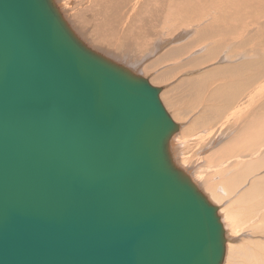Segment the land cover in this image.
<instances>
[{"label":"water","instance_id":"95a60500","mask_svg":"<svg viewBox=\"0 0 264 264\" xmlns=\"http://www.w3.org/2000/svg\"><path fill=\"white\" fill-rule=\"evenodd\" d=\"M161 92L54 0H0V264H223Z\"/></svg>","mask_w":264,"mask_h":264},{"label":"rangeland","instance_id":"374dc122","mask_svg":"<svg viewBox=\"0 0 264 264\" xmlns=\"http://www.w3.org/2000/svg\"><path fill=\"white\" fill-rule=\"evenodd\" d=\"M54 1L56 3L57 7L59 9L61 8L60 10H61L62 14L64 15L65 19L68 21V23L70 22L69 24H70L71 28L73 30L75 28H77L74 31L76 32V34L78 32V36L79 37L82 36L80 38H81V40L83 42H85V44L87 43L86 45L90 46V48L92 47V49L96 50L99 53L102 52L101 54H103V55H107V54L108 55H111L112 58L109 57V56H107V57L111 58L114 62H116V63H118L120 65H123V66H125L127 68L130 67V66H132V67H130L128 69H130L134 73H136V74H138V75L146 78L154 87H157V88L162 89V92L160 94V100H161L163 106H164V103H165V106L164 107H166L167 112L169 110V113L172 116V119L173 118H176L174 116L176 112L179 114V116H181V117L176 118L178 120V122H177L176 119H173V121L176 124L178 123V125L181 127L180 130L183 132V135H181L182 132L179 131L175 135L176 138H173V139H177V140H173L172 139L171 140V144H170V145H172V146H170L171 154H172V157H173L176 165L177 166L178 165H181V167L182 166H185L186 168L185 167H182L181 168L180 166H178V167L181 168L182 170H184L186 173H188V175L192 178V180L194 181V183L198 187L199 191L203 192V194L208 198V200L214 206L218 207V209H219V215H220L221 218H224L223 221H225L224 222L225 225H226V230L225 231H226L227 237H228L227 238V242L232 246L233 250L234 249H237V250H239V249L242 250L243 249V250H248L249 251V249L251 248L250 250L259 251L260 249H262L264 247V203H263L264 196H262V195H264V186L262 187V186L259 185L261 187L259 190L263 193V194H260V195L263 197V199L262 198H259L260 195H258L259 196L258 197V200L255 197L254 198H247L248 199V202H247V199H245V197H244V200H241L242 203L239 200H240V198H242V197H240L241 195L243 196L247 191H249V189L253 185H255L254 184L255 182L260 181L259 179H262L264 177V168H263L264 167V164H263L264 163V152L261 153L262 155H257V153H256L257 149L261 145L260 143H263L264 142V140H263L264 138L262 137V139H260V140H263L262 142L261 141L260 142L259 141L258 142L255 141V142L258 143V145H257L256 143L255 144L253 143V139L251 140L252 137H250V135H248V138H244V135L242 134V137H243L242 138L243 139V146H245L244 145V143H245L246 144V148H248L250 150L249 151L248 149H246L247 150L246 152H244V151L242 152V154L244 155V159H246V161H243L242 160L243 157L240 158V160H239V158L236 157L235 155L231 156V154H233L234 153V150H235V146H234V143L235 142H234V139H235V136L238 135L237 131L238 132H241L242 130H240V126H239V129L235 132L234 127L235 126L237 127V125H235V124H238L237 122L234 123L235 126L233 124L229 125V127L231 126V129L234 130V137L232 139V134H231L227 138L228 139L227 140L226 137H227V134L230 133V129L228 128V125L226 127L223 125V121L226 118V116L223 115V114H225L226 112H227V114L230 113V109L235 108L237 106L236 105L237 103L235 104V106H232V108H230V109L225 108V109H227L225 111V113H224V109H223L221 111V113L217 116L218 117L217 118V123L216 122H213L211 125L206 126L205 121H204L205 115L206 116L209 115L208 114V112H209L208 107L215 106L214 103L207 102L208 101V98L207 97H209V95L212 94V91L211 90L215 89L216 86L221 85L222 84L221 82L225 83L228 80L227 79H223V80H220L219 82L218 81H215V84H213V86L212 85L210 86V88H209L210 90L209 89L208 90L207 89L206 90H202L199 87H188L187 81L188 80H191V79H195L194 77L201 78V76H204L205 73L208 72L206 69L209 68V67H211V66H214L215 64H220V66H225V65H228V64L238 66L239 63L242 64L245 60H247L248 57H249L248 59L252 58V60H253V58L256 56L257 52L264 49V44H262L263 42L260 39H258V38H256V40L254 39L253 40V43H250L247 46H241V45L239 46L238 45L239 42H238L237 43V46H235L236 44H234L233 47L227 48V50H229V51H227V50H225V52L223 51L224 54L225 53H228V52H230V54H231L232 53L231 52V49L234 48L235 52L232 50L234 54L232 53L231 55L237 56V57H233L231 59H226L225 56L222 54V56L220 57V59H216L217 61L215 60L216 62L213 61L212 63H210L208 65H201V66H203L204 69L203 68H200L201 66H199V67H197L195 69H191L190 67H187L186 66V62L188 60H191V61L192 60H195L194 58L197 59L198 58L197 56H200V55H202L204 53V52H202L201 49H199V48L196 49L197 47H195V48L193 47V49H190V46H191L190 44H188L189 49L186 51L187 52L186 55H183L182 57H179V58H175L173 60L159 61L158 62L159 57H161L163 54L169 52L170 50H172V49H174L176 47L182 46V45L187 44L188 42H191L192 40H194L196 38V35H197L196 33L202 28V26H204L205 23L203 24V21H202V23L201 24H198V25L192 24V23H190V24L189 23L180 24L179 23L180 21L177 20V19L178 18L183 19V17H182L183 12L182 11L170 9V6H169L168 3H166V4L164 3L162 5V6H165V8H160L158 6V3L155 2L150 7L151 8H154L157 11H159V13L157 14V17L155 18L156 20L154 19V21L152 23L149 22L148 23V26H146V28H150L151 29L150 26H153V28L151 30H149L150 33L148 32L147 29H145V27H143L141 30H142V34L143 33L146 34V35H142V37L144 36V37H146V39L147 38L149 39V37H152V35H153L154 37L151 38L153 40L154 39L156 40V38L159 37L158 38L159 40L158 41L156 40V41L158 43H160V44L158 45L156 41H155L156 42L155 43L154 41H152L151 39H149V41H152L151 42V45H150V42H149V45H150V47H149L148 46V43H146V41L148 42V40L144 39V37H143V39L145 41H139V40H141V37L139 39H137L138 37H135L136 40H138V42L140 44L137 43V41H136V42H133V45L135 43L137 44L136 46L134 45L135 47H138L139 45H141V48L138 47L141 50L138 49V48H135V49L140 50V53H139L138 50H135L134 48L131 47L132 50L129 48V52L126 50L127 52L125 54L126 56H128L129 59H127V58L124 59L123 57L121 58V57H116L115 56L116 60H114L115 58L113 57V55L111 53V50L107 49L104 45L96 44L91 37H88L85 34H83L82 33L83 31L82 32L80 30L78 31V27H79V29H81L80 25H82V24L84 25L82 19H87L88 20L90 18V16H91L89 13H88L89 14L88 15L87 14V11H86L87 8H88V5H90V3H89L90 0H87V1L86 0H65V1L64 0H60L59 2L57 0H54ZM228 1H230V0H228ZM84 3H85V5H84ZM82 4L84 6H82ZM75 5H76V7H74ZM91 5H90V7L92 9H94V10H97L98 9L97 6L92 7ZM85 6H87L85 8L86 10L83 9V7H85ZM167 7H169V8H167ZM176 7H179L180 9H184V10H188V11H190L191 9L196 8L197 13H198L197 15L200 18V14H201L200 13L201 12V2H200V0H187L186 2H183V3L179 4V5H177ZM208 8H210V7H208ZM73 9H74V11H73ZM206 11L207 12L209 11V13H207ZM258 11H259V9H256V10L249 11V13L246 12V13H243V14H245L247 17L248 16H251L253 18H257L258 19L257 22H258L259 21V15H257L255 13V12L258 13ZM218 12H219V14H221L223 16L224 13L220 9H218V11L217 10H215V11L213 10L212 11V9H207V10L204 9L202 13H204L205 15L207 14L206 17L204 18L206 20V23H211V21H212V15L214 16V14H217ZM71 13H73L72 14L73 16L71 15ZM75 13H77V14H75ZM135 13L138 14V12H135ZM86 14L88 15V17H86ZM76 15H78V18L80 19V22L77 20ZM147 17L152 18L151 14L149 16H147ZM140 19H142L143 22L146 23V20H148V19L146 18L145 12H141ZM260 21L261 22H264V10H263V14H262V19ZM138 22H140V21L138 20ZM198 22H201V18H200V20ZM231 22L234 23V19L233 18H232V21ZM140 23H138L139 26H140ZM138 24H136L137 27H138ZM159 26H160V28H159ZM248 26L249 27L247 28V31L252 33V37H254L255 35L258 34V32H257V26L258 25L256 23H252V24H250ZM135 28H134V30H135ZM159 29H160V31H159ZM136 30H138V28ZM161 30H163V31H161ZM153 31H155V32H153ZM165 31L167 33L169 32L170 35H169V33L166 34ZM190 31H191V33H190ZM147 32H148V34H147ZM188 32H189V34H188ZM154 33H156L157 35L156 34L154 35ZM175 33H177V34H175ZM190 34H193V35L191 36ZM83 35H85V37ZM177 35H183L184 37L183 36H177ZM160 36H163L164 39H162V37H160ZM168 36L169 37L171 36L172 38L171 37L169 38ZM86 37L89 39V41H88V39ZM237 38L240 39V36L239 35H236L234 37V41L235 42L238 41ZM175 39H178V40H175ZM185 39H187V43H186V40ZM216 39L219 40L220 38L219 37H216L215 40ZM179 42L180 43L182 42L183 44H179ZM93 44H94V46H93ZM161 44H164V45L161 46ZM144 45H145V47H144ZM146 45H147V47H146ZM142 46H143V48H142ZM154 46L157 49L156 51H153V48L152 47H154ZM105 48H106V50H104ZM145 48H147V50ZM148 48H150V49H148ZM251 48H253L254 50L251 49ZM159 49H160V51H159ZM239 49H240V51H239ZM143 50H146L147 52L146 51L143 52ZM189 51H191L190 52L191 54L189 53L190 55L188 54ZM246 51H247V55L244 54V53H246ZM132 52H135V53H132ZM137 52H138L139 56L142 55V57L140 58V60H142V62L144 60V63H145L144 65H141L142 62H140V60H138L139 57L136 58V56H138ZM154 52H155V54H154ZM127 53H128V55H127ZM193 53L196 54V55L194 54V57L192 55ZM250 53H251V55H250ZM144 54L145 55H148L149 54V55L148 56H145ZM158 54H160V55H158ZM134 55H135V57H134ZM156 55H158V56H156ZM187 55H189V56H187ZM152 56H153V59H152ZM242 56H244V58ZM117 59H118V61H117ZM120 59H122V60H120ZM148 61H151V62L153 61L154 64H152V63H150ZM156 63H157V65H155ZM136 64H138V65H136ZM151 65L154 66V67H152ZM144 66H146V67H144ZM148 66H150V67H148ZM153 68H154L155 71H153ZM165 73H167V74H165ZM250 73H251L250 71H249V73H246V76L247 75L248 76H250V75L252 76L253 75L255 77L251 80V83L248 85V87L246 88V90H244L245 93H244V96H242V97H245V96L246 97H249V95H250V99H248L246 101V104H245V107H246V105H248L246 111H248V109H249V111H248V119H249V116H250L249 114H251L252 112H257V110L260 109V111L262 113L261 112H259V113L257 112L256 114H252L253 120L259 121V119H260V121H264V106H263V109L262 110L260 108L261 105H264V95H260L258 93V91H260L259 88H258L259 90H257V87L260 85V83L264 81V75H262V77H261L262 79H261L260 77L257 76L256 72L255 73H251V74ZM156 74H158V77H160V78L158 80L154 81L152 79H155L157 77ZM254 79H257V80L254 82ZM252 88H254L255 91ZM204 98H207V100L204 99ZM257 100L258 101L260 100V101L257 103L256 102ZM247 102H250V104L247 103ZM199 103H201V104H199ZM252 105H254V107H252ZM167 107L168 108H173V109H168ZM197 109H199V110H197ZM202 109H203V111H202ZM183 112L184 113H188L189 115L188 114H186V115L185 114H182ZM191 112H192L193 118L191 117V120H190V117L189 116H190ZM222 112H223V114H222ZM183 121H186V122H183ZM240 122H239V125H242V124L244 125V117H242V119L240 120ZM195 123H199V125H197L199 128L197 126H194ZM221 123H222V125H221ZM220 126L222 127V129H219ZM188 127H190V128H194L195 127L193 129L194 131H188ZM190 128H189V130H190ZM184 129H185V131L187 130L188 133H187V131L185 132ZM253 129H254L253 131H255L256 127L253 126ZM218 130H219V132H218ZM189 133H192V134L190 135ZM209 133H211L212 136H210L208 139H206ZM178 135H179V137L181 139H179ZM254 138H255V136H254ZM249 140H251V142ZM174 141H175V143H173ZM214 141L217 144L216 143L215 144H212V143H214ZM246 141L249 144L246 143ZM176 142H178V143L176 144ZM210 143L212 144L211 147L207 148L205 146L206 147L205 150L209 149V150L205 151L204 150V144L206 145V144H210ZM222 143H223V145H222ZM221 146H223V147H221ZM227 146L228 147L232 146L233 149L232 148L231 149L233 151H229L227 154L223 155L222 152H223L224 149L227 148ZM254 148H256V149H254ZM202 149H203V151H202ZM191 150H193V151H191ZM211 151H212V153H211ZM214 151H217V152L215 153ZM187 152H188V154H187ZM204 153L207 154L208 156H210L209 159H208L207 155H205ZM210 153H211V155H210ZM244 153H246V154H244ZM199 154H200L201 157L198 156ZM214 154L216 155L215 156L216 157V160H214L215 159ZM181 155H183V156H181ZM255 155H257V156H255ZM197 157L199 159H197ZM186 158H187L188 161L186 160V162H185L184 160ZM212 158H214V159H212ZM236 159L238 161H234ZM211 160L212 161L214 160V161L212 162ZM258 160H259V162H258ZM261 160H263V161H261ZM176 161H178V162L181 161V162L180 163H177ZM250 161L252 163H254V161H255V163L257 162L256 163V168L257 169H260L261 168L260 170H263V172L259 173V175H258V173L257 174H252L255 171L254 169H256L255 167L252 169L253 172L251 173V170L244 169L245 168L244 165H242L241 167L240 166L238 167V165H237V164H239L241 162L242 163L246 162L244 164H245L246 167L248 166L247 168H249V162ZM195 162H197V163H195ZM235 162H237V164ZM184 163H185V165H182ZM221 166H223V167H221ZM222 168L224 170L223 172H221ZM233 168L236 170V172H235V170L233 172ZM228 169H230V171ZM257 169H256V171H257ZM231 170H232V172H231ZM226 171H227V173H226ZM228 171L231 172V173H229ZM241 171H243L242 174H244V176L242 174H240ZM219 172H221V173H219ZM224 173H226V176L224 175ZM250 174L252 175V178L250 179V181H248V182L245 181V178L244 177H246V175L248 176ZM221 175H222V177H221ZM254 175H258V176L255 177ZM229 176L232 177V178L235 177V179H233V180L235 182L234 183L235 190L238 188L237 191L240 189L239 186H242L241 184H244L243 183L244 181L247 184L246 186L243 185L244 187L242 186L240 192H242L243 194H241L240 192H238V193H240V195L238 194L239 196L237 195L238 197L233 196V195H231V192L230 193L228 192V189H227V187H228L227 186V181L230 179ZM225 177L226 178L229 177L228 180ZM239 178H240V180H239ZM223 179H225V180H223ZM223 181L226 182V183H224ZM237 181H239V182H237ZM222 182H223V184H222ZM258 183L260 184V182H258ZM250 184H252L251 187H250ZM221 185H224L223 186L224 187V190H226L225 193L227 194V196H230V197H227L226 194H224V193H223L224 195L222 193H220L221 192L220 191L221 188L223 189V187ZM244 190H247V191L244 192ZM257 193L259 194V192H257ZM233 197H235L236 199L238 198L239 200L237 199L236 200L237 202H235V200H234L235 198L233 199ZM230 198H232V201H231ZM218 200L219 201H222L221 202L222 204ZM250 202L253 205H251ZM237 203H238V205H237ZM257 210H260V212H257ZM226 254H227V249H226Z\"/></svg>","mask_w":264,"mask_h":264},{"label":"bare ground","instance_id":"6f19581e","mask_svg":"<svg viewBox=\"0 0 264 264\" xmlns=\"http://www.w3.org/2000/svg\"><path fill=\"white\" fill-rule=\"evenodd\" d=\"M58 2L60 1V0H57ZM65 1V0H64ZM87 1V0H86ZM187 0H90V5L92 6V7H94V6H97L98 7V9L97 10H94V9H92L91 7H90V5H88V8H87V10L85 9L87 6H85V7H83V9H85L86 11H87V14L89 13L91 16H90V18L87 20V19H82L83 20V23H84V25L82 24V25H80V27H81V29H79V27H78V31L80 30L83 34H85L86 36H88V37H91L93 40H94V42L96 43V44H101V45H104L107 49H109V50H111V53H112V55H113V57L115 58V56L116 57H123L124 59L125 58H127V59H129L128 58V56H126L125 54H126V52L128 51L129 52V48L131 49V47L132 48H138V47H140L141 48V45H139L138 47H135L137 44L135 43L134 45H133V42H136L137 41V43H139L138 42V40H136V38L135 37H138L137 39H139L140 37H141V40H139V41H145L144 39H146V37H144V39H143V37H142V35H146L145 33H143L142 34V28L143 27H145V29H147L148 30V32H149V30H151L152 28H153V26H150L151 27V29L150 28H146V26H148V23L150 22V23H152L153 21H154V19L157 17V14L159 13V11H157V10H155L154 8H151L150 6L153 4V3H155V2H157L158 3V6L160 7V8H165V6H162L164 3L166 4V3H168L169 4V6H170V9H174V10H180V11H182L183 12V15H182V17H183V19H181V18H178L177 20H179L180 22V24H183V23H192V24H196V25H198V24H201L202 23V21H203V24H204V26H202V28L196 33L197 35H196V38L194 39V40H192L191 42H188L187 43V39H185L186 40V43L187 44H184V45H182V46H179V47H176V48H174V49H172V50H170L169 52H167V53H165V54H163L161 57H159V60H158V62L159 61H168V60H173V59H175V58H179V57H182L183 55H186V51L189 49V47H188V44H190L191 46H190V49H193V47L195 48V47H197L196 49H201L202 50V52H204L202 55H200V56H197L198 58L196 59V58H194L195 60H188L187 62H186V66L187 67H190L191 69H195V68H197V67H199V66H201V65H208V64H210V63H212L213 61L214 62H216L217 60L216 59H220V57L222 56V54L225 56V58L226 59H231V58H233V57H237V56H233V55H231L232 53H233V51L235 52V50H234V48L233 49H231V54H230V52H228V53H223V51L225 52V50H227V48H231V47H233V45L234 44H236L235 46H237V43L239 42V46L241 45V46H247L248 44H250V43H253V40L255 39L256 40V38H258V39H260L263 43L262 44H264V22H261L260 20L262 19V14H263V10H264V0H230V1H228V0H200V2H201V14H200V18H201V22H198L199 20H200V18L198 17V13H197V10H196V8H194V9H191L190 11H188V10H184V9H180L179 7H176L177 5H179V4H181V3H183V2H186ZM57 2V3H58ZM209 3V4H208ZM59 4V3H58ZM75 4V3H74ZM73 4V5H74ZM70 5V4H69ZM72 5V6H73ZM84 5H85V3H84ZM83 4H82V6H84ZM156 5V4H155ZM157 6V5H156ZM70 7V6H69ZM74 7H76V5L74 6ZM208 7H210V8H208ZM167 8H169V7H167ZM61 9V8H60ZM75 9V8H74ZM74 9H73V11H74ZM169 9V10H170ZM204 9H212V11L214 10H217L218 11V9H220V10H222L223 11V16L221 15V14H219V12L217 13V14H214V16L212 15V21H211V23H206V20L204 19L205 17H206V15L204 14V13H202L203 12V10ZM256 9H259V11H258V13L257 12H255L257 15H259V21L257 22V18H253V17H251V16H246L245 14H243V13H246V12H248L249 13V11H251V10H256ZM71 10V9H70ZM77 10V9H76ZM80 10V9H79ZM82 10V9H81ZM61 11V10H60ZM133 11V12H132ZM70 12V11H69ZM135 12H138V14L137 13H135ZM141 12H145V15H146V18L148 19V20H146V23L145 22H143V20L142 19H140V14H141ZM207 12V11H206ZM205 12V13H206ZM207 13H209V11L207 12ZM73 13H71V15H72ZM75 14H77V13H75ZM86 14V17H88V15ZM151 14V16H152V18H150V17H147V16H149ZM66 15V14H65ZM64 16V15H63ZM73 16V15H72ZM177 16V15H176ZM73 18V17H72ZM76 18H77V20L80 22V19L78 18V15H76ZM165 18V17H164ZM232 18L234 19V23L233 22H231L232 21ZM204 19V20H203ZM138 20L141 22H138ZM142 20V21H141ZM156 20V19H155ZM70 23V22H69ZM138 23H140V26H139V24ZM249 23V24H248ZM252 23H256L258 26H257V32H258V34L257 35H255L254 37H252V33L251 32H248L247 31V28L249 27L248 25H250V24H252ZM136 24H138V27L136 26ZM142 24V25H141ZM73 25V24H72ZM150 25V24H149ZM152 25V24H151ZM159 25V24H158ZM156 26V25H155ZM185 26V25H184ZM189 26V25H188ZM136 27V28H135ZM157 27V26H156ZM155 27V28H156ZM183 27V26H182ZM192 27V26H191ZM134 28H135V30L138 28V30H134ZM159 28H160V26H159ZM181 28V27H180ZM184 28V27H183ZM77 28H75L74 30H76ZM159 31H160V29H159ZM161 31H163V30H161ZM175 31V30H174ZM75 32V31H74ZM148 32H147V34H148ZM153 32H155V31H153ZM182 32V31H181ZM193 32V31H192ZM248 32V33H247ZM76 33V32H75ZM150 33V32H149ZM157 33V32H156ZM156 33H154V35L156 34ZM165 33L166 34H168L166 31H165ZM184 33V32H183ZM190 33H191V31H190ZM194 33V32H193ZM152 34V33H151ZM175 34H177V33H175ZM188 34H189V32H188ZM77 35H78V32H77ZM85 35H83L84 37H85ZM157 35V34H156ZM163 35V34H162ZM165 35V34H164ZM169 35H170V33H169ZM191 36L193 35V34H190ZM236 35H239L240 36V39L239 38H237L238 39V41H234V37L236 36ZM177 36H183V35H177ZM79 37V36H78ZM80 37H82V36H80ZM79 37V38H80ZM152 37H154L153 35H152ZM152 37H149V39H151ZM160 37H162V39H164V37L163 36H160ZM167 37V36H166ZM169 37V36H168ZM171 37V36H170ZM169 37V38H170ZM184 37V36H183ZM216 37H219L220 39L219 40H215V38ZM87 38V37H86ZM159 38V37H158ZM158 38H156V40L158 41L159 39ZM172 38V37H171ZM180 38V37H179ZM191 38V37H190ZM81 39V38H80ZM88 39V38H87ZM149 39L147 38L146 40H148V42L146 41V43H148V46L150 47V45H151V42L152 41H156L155 39L153 40V39H151L152 41H149ZM175 40H178V39H175ZM236 40V39H235ZM88 41H89V39H88ZM156 41V42H157ZM162 41V40H161ZM170 41V40H169ZM149 42H150V45H149ZM153 42V43H154ZM155 42V43H156ZM184 42V41H183ZM85 43V42H84ZM90 43V42H89ZM145 43V44H146ZM162 43V42H161ZM185 43V42H184ZM258 43V42H257ZM87 44V43H86ZM140 44V43H139ZM157 44L159 45L160 43H158L157 42ZM156 44V45H157ZM179 44H183L182 42L180 43L179 42ZM134 47H133V46ZM153 45V44H152ZM162 45H164V44H161V46ZM252 45V44H251ZM88 46V45H87ZM92 46V45H91ZM93 46H94V44H93ZM99 46V45H98ZM97 46V47H98ZM160 46V47H161ZM257 46V45H256ZM88 47H90V46H88ZM144 47H145V45H144ZM146 47H147V45H146ZM158 47V46H157ZM251 47V46H250ZM106 48L104 49V50H106ZM111 48V49H110ZM140 48H138V49H140ZM142 48H143V46H142ZM153 48V51H156L157 49L155 48V46L154 47H152ZM162 48V47H161ZM256 48V47H255ZM91 49H92V47H91ZM98 49V48H97ZM138 49H135V50H138ZM146 50H147V48H145ZM148 49H150V48H148ZM251 49H253V48H251ZM94 50V49H93ZM99 50V49H98ZM103 50V49H102ZM108 50V51H109ZM127 50V51H126ZM132 50V49H131ZM130 50V51H131ZM141 50V49H140ZM140 50H138L139 51V53H140ZM146 50H143V52L144 51H146ZM163 50V49H162ZM233 50V51H232ZM254 50V49H253ZM96 51V50H95ZM152 51V52H153ZM159 51H160V49H159ZM158 51V52H159ZM227 51H229V50H227ZM239 51H240V49H239ZM97 52V51H96ZM104 52V51H103ZM136 52V51H135ZM135 52H132V53H135ZM147 52V51H146ZM191 51H189L188 52V54L190 53ZM193 52V51H192ZM195 52V51H194ZM99 53V52H98ZM102 53V52H101ZM100 53V54H101ZM157 53V52H156ZM130 54V53H129ZM137 54H138V52H137ZM154 54H155V52H154ZM191 54V53H190ZM189 54V55H190ZM194 54L195 53H193L192 55H193V57H194ZM201 54V53H200ZM234 54V53H233ZM244 54H246L247 55V51H246V53H244ZM103 55V54H102ZM127 55H128V53H127ZM145 55V54H144ZM149 55V54H148ZM148 55H145V56H148ZM158 55H160V54H158ZM158 55H156V56H158ZM189 55H187V56H189ZM196 55V54H195ZM241 55V54H240ZM239 55V56H240ZM243 55V54H242ZM250 55H251V53H250ZM105 57H107V56H109V57H111V55H104ZM109 57H107V58H109ZM134 57H135V55H134ZM139 57V59L138 60H140V58L142 57V55L141 56H139V54H138V56H136V58H138ZM150 57V56H149ZM191 57V56H190ZM189 57V58H190ZM243 58H244V56H242ZM253 57V56H252ZM112 58V57H111ZM111 58H109V59H111ZM113 58V59H114ZM133 58V57H132ZM157 58V57H156ZM249 58V57H248ZM247 58V60H245L242 64H240L239 63V65L238 66H235V65H230V64H228V65H225V66H220V64H215L214 66H211V67H209V68H207L206 70L208 71V72H206L205 73V75L204 76H201V78H196V77H194L195 79H191V80H188L187 81V85H188V87H199L200 89H202V90H208L209 88H210V86L212 85L213 86V84H215V81H220V80H223V79H227L228 81L227 82H225V83H223V82H221L222 84L221 85H219V86H216L215 87V89H213V90H211L212 91V94L211 95H209V97H207L208 98V101L207 102H212V103H214L215 104V106H213V107H208V110H209V112H208V114L209 115H205V118H204V121H205V124H206V126H209V125H211L213 122H216L217 123V116L221 113V111L224 109V113H225V111L227 110V109H230V108H232V106H235V104L237 105L235 108H233V109H230V113H228L227 114V112L225 113V114H223V112H222V114L223 115H225L226 116V118H225V120L223 121V125L226 127L227 125H228V128L230 129V133H228L227 134V137H226V139L232 134V139H233V137H234V130H235V132L239 129V126H240V130H242L241 132H238L237 131V133H238V135L237 136H235V139H234V146H235V150H234V153L233 154H231V156H233V155H235L236 157H238L239 158V160H240V158H242L243 157V161H246V159H244V155L242 154V152L244 151V152H246L247 150L246 149H248V148H246V144L244 143V145L245 146H243V137H242V134L244 135V138H248V135H250V137H252L251 138V140L253 139V143L255 144H257L258 145V141L260 142H262L263 140H260V139H262V137L264 138V121H260V119H259V121H257V120H253V116H252V114H256L257 112L259 113V112H261L260 111V109L259 110H257V112H252L251 114H249L250 116H249V119H248V111H249V109H248V111H246V109H247V107H248V105H246V107H245V104H246V101L248 100V99H250V95H249V97H242V96H244V93H245V91L244 90H246V88L248 87V85L251 83V80L255 77V76H246V73H249V71L251 72V73H255L256 72V74H257V76L258 77H262V75H264V49L263 50H261V51H258L257 52V54H256V56L253 58V60H252V58H250V59H248ZM134 59V58H133ZM152 59H153V56H152ZM155 59V58H154ZM193 59V58H192ZM235 59V58H234ZM112 60V59H111ZM114 60H116V58L114 59ZM120 60H122V59H120ZM137 60V59H136ZM137 60V61H138ZM150 60V59H149ZM216 60V61H215ZM113 61V60H112ZM117 61H118V59H117ZM132 61V60H131ZM147 61V60H146ZM155 61V60H154ZM122 62V61H121ZM120 62V63H121ZM139 62V61H138ZM137 62V63H138ZM140 62H142V60H140ZM139 62V63H140ZM148 62H150V63H152V64H154L153 63V61L151 62V61H148ZM156 62V61H155ZM133 63V62H132ZM135 64V63H134ZM145 63H144V60H143V62H142V64L141 65H144ZM136 65H138V64H136ZM135 65V66H136ZM140 65V64H139ZM155 65H157V63L155 64ZM152 66V65H151ZM130 67H132V66H130ZM130 67H128V68H130ZM144 67H146V66H144ZM148 67H150V66H148ZM152 67H154V66H152ZM206 67V66H205ZM200 68H203V66H201ZM151 69V68H150ZM204 69V68H203ZM201 70V69H200ZM153 71H155L154 70V68H153ZM202 71V70H201ZM198 72V71H197ZM168 73V72H167ZM167 73H165V74H167ZM177 73V72H176ZM250 73V74H251ZM157 75V77L155 78V79H152V80H154V81H156V80H158L160 77H158V74H156ZM202 75V74H201ZM189 76V75H188ZM190 79V78H189ZM262 79V78H261ZM257 79H254V82L256 81ZM150 83V82H149ZM260 83V82H259ZM151 84V83H150ZM152 85V84H151ZM259 85V84H258ZM153 86V85H152ZM260 89V91H258V93L260 94V95H264V81L263 82H261L260 83V85L257 87V90H259ZM254 91H255V89L254 88H252ZM210 90V89H209ZM256 90V91H257ZM248 91V90H247ZM210 94V93H209ZM247 94V93H246ZM253 94V93H252ZM207 98H204V99H206L207 100ZM262 98V97H261ZM202 100V99H201ZM263 100V99H262ZM260 101V100H259ZM258 100L256 101L257 103L259 102ZM200 102V101H199ZM240 102V103H239ZM251 102V101H250ZM250 102H247V103H249L250 104ZM164 103V102H163ZM252 103V102H251ZM198 104V103H197ZM199 104H201V103H199ZM211 104V103H210ZM256 104V103H255ZM164 106H165V103H164ZM198 106V105H197ZM209 106V105H208ZM263 106L264 105H261L260 106V108H261V110L263 109ZM200 107V106H199ZM202 107V106H201ZM250 107V106H249ZM252 107H254V105H252ZM165 109H166V107H164ZM168 108V107H167ZM195 108V107H194ZM197 108V107H196ZM205 108V107H204ZM225 108H227V109H225ZM168 109H173V108H168ZM251 109V108H250ZM197 110H199V109H197ZM206 110V109H205ZM207 110V111H208ZM253 110V109H252ZM167 111V110H166ZM202 111H203V109H202ZM255 111V110H254ZM188 112V111H187ZM190 112V111H189ZM229 112V111H228ZM168 113H169V110H168ZM262 113V112H261ZM170 114V113H169ZM182 114H188V113H182ZM203 114V113H202ZM207 114V113H206ZM184 115V116H185ZM189 115V114H188ZM263 115V114H262ZM261 115V116H262ZM171 116V115H170ZM176 118H178V117H181V116H179V114L176 112L175 113V115H174ZM190 120H191V117L193 118V116H192V112H191V114H190ZM242 119V117H244V125L242 124V125H239V122H240V118ZM263 117V116H262ZM171 118H172V116H171ZM176 118H173V119H176ZM185 118V117H184ZM196 118V117H195ZM172 119V120H173ZM189 119V118H188ZM263 119V118H262ZM177 120V119H176ZM220 120V119H219ZM182 121V120H181ZM198 121V120H197ZM221 121V120H220ZM239 121V122H238ZM177 122H178V120H177ZM180 122V121H179ZM183 122H186V121H183ZM219 122V121H218ZM238 123V124H235V125H237V127L234 125V123ZM241 123V122H240ZM178 124V123H177ZM204 124V123H203ZM231 124H233L232 126L234 127V130H232L231 129V126L229 127V125H231ZM183 125V124H182ZM197 125H199V123H195L194 124V126H197ZM221 125H222V123H221ZM184 126V125H183ZM216 126V125H215ZM253 126H255L256 127V129H255V131H253L254 129H253ZM198 127V126H197ZM196 127V128H197ZM232 127V128H233ZM181 128V127H180ZM189 128L190 127H188V131H194L193 129L195 128H190V130H189ZM199 128V127H198ZM215 128V127H214ZM213 128V129H214ZM183 129V128H182ZM219 129H222V127L220 126L219 127ZM226 129V128H225ZM208 130V129H207ZM179 131H181V130H179ZM184 131H185V129H184ZM187 131V130H186ZM185 131V132H186ZM188 131H187V133H188ZM196 131V130H195ZM225 131V130H224ZM182 132V131H181ZM180 132V133H181ZM218 132H219V130H218ZM208 133V132H207ZM227 133V132H226ZM190 135L192 134V133H189ZM194 134V133H193ZM198 134V133H197ZM181 135H183V132H182V134ZM196 135V134H195ZM203 135V134H202ZM214 135V134H213ZM218 135V134H217ZM216 135V136H217ZM189 136V135H188ZM194 136V135H193ZM197 136V135H196ZM195 136V137H196ZM210 136H212L211 135V133H209L208 134V136H207V138L206 139H208ZM219 136V135H218ZM254 136H255V138H254ZM178 137H179V135H178ZM194 137V138H195ZM225 137V136H224ZM223 137V138H224ZM173 138H176L175 136L173 137ZM172 138V139H173ZM212 138V137H211ZM216 138V137H215ZM179 139H181L180 137H179ZM189 139V138H188ZM196 139V138H195ZM199 139V138H198ZM197 139V140H198ZM219 139V138H218ZM173 140H177V139H173ZM217 140V139H216ZM228 140V139H227ZM251 140H249L250 142H251ZM179 141V140H178ZM221 141V140H220ZM255 141H257V142H255ZM181 142V141H180ZM229 142V141H228ZM173 143H175V141L173 142ZM178 142H176V144H177ZM216 142L214 141V143H212V144H215ZM246 143H248L247 141H246ZM211 143L210 144H204V150H205V148L207 147V148H209V147H211V145H212ZM217 144V143H216ZM231 144V143H230ZM249 144V143H248ZM253 144V145H254ZM261 145L259 146V148L257 149V151H256V153H257V155H262L261 153H263L264 152V142L263 143H260ZM200 145V144H199ZM222 145H223V143H222ZM229 145V144H228ZM170 146H172V145H170ZM175 146V145H174ZM195 146V145H194ZM193 146V147H194ZM203 146V145H202ZM206 146V147H205ZM216 146V145H215ZM221 147H223V146H221ZM225 147V146H224ZM250 147V146H249ZM199 148V147H198ZM213 148V147H212ZM232 146H230V147H228L227 146V148L226 149H224L223 150V152H222V154L223 155H225V154H227L229 151H233L232 149ZM190 149V148H189ZM201 149V148H200ZM220 149V148H219ZM254 149H256V148H254ZM183 150V149H182ZM199 150V149H198ZM207 150H209V149H207ZM207 150H205V151H207ZM249 150V149H248ZM191 151H193V150H191ZM202 151H203V149H202ZM250 151V150H249ZM215 153L217 152V151H214ZM237 152V153H236ZM252 152V151H251ZM174 153V152H173ZM201 153V152H200ZM207 153V152H206ZM211 153H212V151H211ZM211 153H210V155H211ZM249 153V152H248ZM247 153V154H248ZM254 153V152H253ZM185 154V153H184ZM187 154H188V152H187ZM191 154V153H190ZM203 154V153H202ZM205 154V153H204ZM244 154H246V153H244ZM251 154V153H250ZM205 155H207V154H205ZM243 155V156H242ZM249 155V154H248ZM257 155H255V156H257ZM181 156H183V155H181ZM199 157H201L200 156V154L198 155ZM213 156V155H212ZM216 155L214 154V157H215ZM220 156V155H219ZM207 157H208V159H209V157L210 156H208L207 155ZM218 157V156H217ZM235 157V158H236ZM253 157V156H252ZM262 157V156H261ZM179 158V157H178ZM258 158V157H257ZM182 159V158H181ZM180 159V160H181ZM197 159H199L198 157H197ZM207 159V158H206ZM207 159V160H208ZM212 159H214V158H212ZM260 159V158H259ZM186 160H187V158L184 160L185 162H186ZM214 160H216V157H215V159ZM213 160V161H214ZM232 160V159H231ZM230 160V161H231ZM248 160V159H247ZM255 160V159H254ZM183 161V160H182ZM188 161V160H187ZM209 161V160H208ZM212 161V160H211ZM212 161V162H213ZM220 161V160H219ZM234 161H238L237 159L236 160H234ZM261 161H263V160H261ZM177 163H180V162H178V161H176ZM229 162V161H228ZM251 162V161H250ZM249 162V168H247L246 166H245V164L244 163H246V162H244V163H239V164H237V162H235L237 165H238V167L240 166H242V165H244V169H248V170H251V173L253 172V168L255 167L256 168V163H255V161H254V163H250ZM258 162H259V160H258ZM195 163H197V162H195ZM227 163V162H226ZM225 163V164H226ZM234 163V164H235ZM263 163V162H262ZM232 164V163H231ZM248 164V163H247ZM264 164V163H263ZM182 165H185V163L184 164H182ZM196 165V164H195ZM229 165V164H228ZM236 165V166H237ZM178 166H180L181 167V165H178ZM182 167H185V166H182ZM181 167V168H182ZM221 167H223V166H221ZM186 168V167H185ZM230 168V167H229ZM243 168V167H242ZM241 168V169H242ZM259 168V167H258ZM264 168V167H263ZM226 169V168H225ZM239 169V168H238ZM257 169V168H256ZM256 169H254L255 171H254V173H252V174H257L258 173V175H259V173H261V172H263V170H260V169H257V171H256ZM229 171H230V169H228ZM234 168H233V172H234ZM224 170H223V168H222V170H221V172H223ZM228 171V172H229ZM244 171V170H243ZM243 171H241L240 172V174H242V172ZM247 171V170H246ZM188 172V171H187ZM221 172H219V173H221ZM231 172H232V170H231ZM231 172H229V173H231ZM235 172H236V170H235ZM238 172V171H237ZM226 173H227V171H226ZM226 173H224V175L226 176ZM239 173V172H238ZM188 174V173H187ZM233 174V173H232ZM239 174V175H240ZM223 175V174H222ZM222 175H221V177H222ZM243 176H244V174H242ZM251 175V174H250ZM250 175H246V177H244L245 178V181H250V179L252 178V175L250 176ZM258 175H254L255 177L256 176H258ZM219 176V175H218ZM232 176V175H231ZM230 177V176H229ZM228 177V178H229ZM224 178V177H223ZM226 178V177H225ZM228 178H226L227 180H228ZM219 179V178H218ZM233 179H235V177L234 178H232V177H230V179L227 181V189H228V192L230 193L231 192V195H233V196H236V197H238L239 195H240V193L241 194H243L242 192H240V190H241V188H242V186L244 185V186H246L247 184H246V182L244 181L243 183L244 184H241L242 186H239V190L237 191V189L235 190V187H234V180ZM238 179V178H237ZM236 179V180H237ZM223 180H225V179H223ZM235 180V181H236ZM239 180H240V178H239ZM260 181H257V182H255L254 184L255 185H253L252 187H251V185L252 184H250V189H249V191H247V190H244V192H246L243 196L241 195L240 197H242V198H240V200L239 201H241V200H244V197H245V199H247V198H257V200H258V195H260V194H263L259 189L261 188L260 186H264V177L262 178V179H259ZM224 182V181H223ZM223 182H222V184H223ZM237 182H239V181H237ZM258 182H260V184L258 183ZM219 183V182H218ZM224 183H226V182H224ZM241 183V182H240ZM221 184V183H220ZM237 184V183H236ZM260 185V186H259ZM222 187L224 186V185H221ZM243 186V187H244ZM248 187V186H247ZM220 189V188H219ZM244 189V188H243ZM242 189V190H243ZM263 190V189H262ZM221 192L220 193H224V194H226L225 193V191L226 190H224V187H223V189L221 188V190H220ZM238 192H240V193H238ZM257 192H259V194L257 193ZM223 194V195H224ZM239 194V195H238ZM238 195V196H237ZM226 196H227V194H226ZM262 196H264V195H262ZM261 195H260V197L259 198H262L263 199V197H262ZM227 197H230V196H227ZM235 197H233V199H234ZM231 199V201H232V198H230ZM236 198L234 199L235 200V202H237L236 200H237ZM219 201V200H218ZM220 203L222 202V201H219ZM228 202V201H227ZM247 202H248V199H247ZM239 203V202H238ZM238 203H237V205H238ZM241 203H242V201H241ZM260 203V202H259ZM258 203V204H259ZM263 203H264V201H263ZM222 204V203H221ZM250 204L251 205H253L251 202H250ZM257 205V204H256ZM255 205V206H256ZM221 207V206H220ZM222 210V209H221ZM257 212H260V210H257ZM218 214H219V212H218ZM220 216V215H219ZM221 218V217H220ZM260 219V218H259ZM224 220V218H221V221H222V224H223V226H224V229L226 230V225H225V221H223ZM226 238H228L227 237V233H226ZM250 248V247H249ZM226 249H227V254L225 253V258H224V261L225 262H223V264H264V247L262 248V249H260L259 251H254V250H250L249 249V251L248 250H241V249H239V250H237V249H234L233 250V248H232V246L227 242V244H226Z\"/></svg>","mask_w":264,"mask_h":264}]
</instances>
